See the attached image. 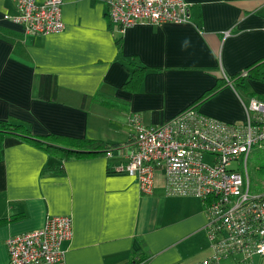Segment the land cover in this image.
<instances>
[{
	"label": "crops",
	"instance_id": "0c3cea01",
	"mask_svg": "<svg viewBox=\"0 0 264 264\" xmlns=\"http://www.w3.org/2000/svg\"><path fill=\"white\" fill-rule=\"evenodd\" d=\"M184 1V24L120 31L108 22L105 0H62L64 29L28 35L11 21L15 0H0V121L62 148L56 137L117 146L110 159H60L42 145L0 137V264H7L8 238L61 216L72 218L64 264L238 261H211L201 201L166 194L161 171L149 195L134 177L112 171L134 148L133 117L159 127L194 109L242 123L248 97L264 101L263 82L247 78L234 89L224 79L264 65V0ZM134 71L140 80L131 81Z\"/></svg>",
	"mask_w": 264,
	"mask_h": 264
},
{
	"label": "built area",
	"instance_id": "2783aa9c",
	"mask_svg": "<svg viewBox=\"0 0 264 264\" xmlns=\"http://www.w3.org/2000/svg\"><path fill=\"white\" fill-rule=\"evenodd\" d=\"M105 3L109 24L120 31L138 24L180 25L188 20L184 0ZM61 6L62 0L41 4L15 0L16 14L11 21L28 35L59 33L64 29ZM240 76L245 77L246 72ZM245 111L242 123L220 122L194 109L159 127H145L133 117L134 148L124 162L112 168L134 177L145 195L152 193L154 174L159 170L166 194L200 200L213 262L235 257V264H251L253 257H264V190L251 191L247 171L252 150L264 148V101L249 98ZM111 153L106 157L110 159ZM205 156L211 157L209 164L203 161ZM71 233L70 216L47 218L40 229L6 240L7 264H64L61 246Z\"/></svg>",
	"mask_w": 264,
	"mask_h": 264
},
{
	"label": "trees",
	"instance_id": "16d2710c",
	"mask_svg": "<svg viewBox=\"0 0 264 264\" xmlns=\"http://www.w3.org/2000/svg\"><path fill=\"white\" fill-rule=\"evenodd\" d=\"M262 61H264V59ZM253 66L246 68L245 77H241L238 75L234 78H231V81L234 84V89H238L239 86H241V83H243L244 80H247V78L264 81V77H262L261 75H258L260 72L259 73L256 71L254 72ZM136 73H137L136 71L132 73L131 81L141 79L140 77L136 78ZM5 135H12L14 137L22 138L26 141L33 142L38 145H42V147L45 150H47L48 152L52 153L55 156L60 157V159H67L71 157H79V156L98 154V153L106 154L107 152L113 150V148H117V146L115 145H112V146L103 145L102 143L93 141V140H72L66 137H56L55 139L51 138V139H54L52 141L53 143H57L63 146L65 145L64 146L65 148H62V147L54 146L52 143H49L46 141L42 142V138H37V139L34 138V136L30 135V132L22 124L0 121V137H3ZM68 146L69 148H66ZM76 147H83L85 149H88V151L77 150L75 149ZM261 169L262 168H260V170L259 169L257 170L261 172ZM142 261L143 260L138 259L135 261V263L142 262Z\"/></svg>",
	"mask_w": 264,
	"mask_h": 264
},
{
	"label": "rangeland",
	"instance_id": "374dc122",
	"mask_svg": "<svg viewBox=\"0 0 264 264\" xmlns=\"http://www.w3.org/2000/svg\"><path fill=\"white\" fill-rule=\"evenodd\" d=\"M261 71L264 76V65L260 68V72ZM258 82H263L264 84V81H258ZM241 94H243V91L241 92ZM249 98L251 97H248V99ZM104 155L106 156V154ZM203 161L209 164L211 162V157L205 156ZM232 168H235V164L232 165ZM239 168L242 171V167L240 166ZM260 168H262L261 172L257 170V169L260 170ZM247 171L251 179V184H252L251 191L252 192L263 191L264 190V148L261 149L254 148L252 150L247 161Z\"/></svg>",
	"mask_w": 264,
	"mask_h": 264
}]
</instances>
